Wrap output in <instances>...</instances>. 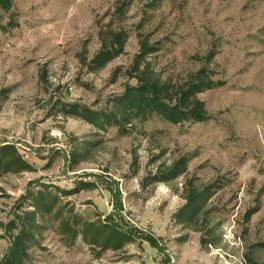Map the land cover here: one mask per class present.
Listing matches in <instances>:
<instances>
[{"label":"rangeland","instance_id":"1","mask_svg":"<svg viewBox=\"0 0 264 264\" xmlns=\"http://www.w3.org/2000/svg\"><path fill=\"white\" fill-rule=\"evenodd\" d=\"M118 1L12 0L9 11L0 8V146H16L32 166L0 174V224L28 190L46 184L73 190L63 201L75 212L91 221L111 216L136 240L98 254L80 238L67 245L47 219L30 264H264V0H134L121 19ZM121 28L124 53L91 72L82 61L100 51L103 29ZM139 33L158 47L148 60L163 82L183 87L196 71L213 70L220 87L198 95L206 121L152 115L122 132L64 113L63 104L109 110L137 85L129 71ZM182 156L185 174L142 186ZM190 181L219 186L204 224V216L194 226L174 219ZM151 235L159 245L146 241ZM202 236L213 244L203 247ZM9 242L0 225V258Z\"/></svg>","mask_w":264,"mask_h":264},{"label":"trees","instance_id":"2","mask_svg":"<svg viewBox=\"0 0 264 264\" xmlns=\"http://www.w3.org/2000/svg\"><path fill=\"white\" fill-rule=\"evenodd\" d=\"M134 0H120L114 14L119 19L124 18L128 7ZM12 0H0V8L9 11ZM142 23H139L141 29ZM0 29L5 26L0 23ZM140 36V52L136 55L134 65L129 71L137 79V85H128L124 94L110 100L109 110H93L80 104H63V111L69 116L81 117L95 127L106 129L107 126H117L120 131L127 132V125H132L135 119L147 121L152 115H157L164 121L173 124L183 122H204L208 119L206 104L199 98L204 91L220 87L221 82L214 80V72L203 68L191 75L190 80L183 87H176L169 82H163L151 68L148 57L158 51L157 45H150L147 38ZM128 34L124 28L120 30H104L101 32L102 47L94 58L82 63L91 72H98L105 68L115 57L125 51ZM77 158V156H76ZM77 160V159H76ZM188 156H182L169 167H161L159 171L146 176L142 186L149 187L158 183H171L185 174L188 169ZM32 166L21 156L16 146L4 144L0 146V174L22 173L31 171ZM84 188L91 184L83 185ZM217 184H210L205 188L197 187L190 181L185 188V204L174 215L176 223L194 226L204 216L203 224L209 213L206 205ZM74 194L73 190H63L57 186L43 184L41 189L28 190L20 198L21 206L14 214V218L3 226L9 238V246L0 258V264H30L31 250L40 246V241L47 229L46 220L57 223V231L67 245H73L80 238L98 254L104 251H121L128 244L135 242L136 237L128 230L107 216L102 220H87L84 216L69 207L63 199ZM27 204V206H23ZM251 209L246 213L249 219L255 212ZM210 235L213 228H207ZM198 231H200L198 229ZM146 241L151 245H159L160 239L154 235L147 236ZM203 247L213 244L205 236L201 237ZM96 253V254H97Z\"/></svg>","mask_w":264,"mask_h":264}]
</instances>
